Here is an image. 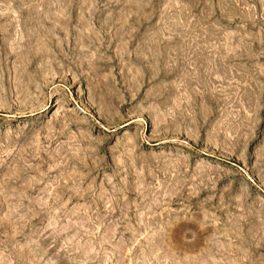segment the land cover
Masks as SVG:
<instances>
[{
  "label": "rangeland",
  "instance_id": "1",
  "mask_svg": "<svg viewBox=\"0 0 264 264\" xmlns=\"http://www.w3.org/2000/svg\"><path fill=\"white\" fill-rule=\"evenodd\" d=\"M0 264H264V0H0Z\"/></svg>",
  "mask_w": 264,
  "mask_h": 264
}]
</instances>
